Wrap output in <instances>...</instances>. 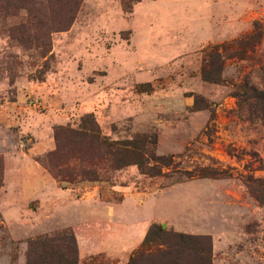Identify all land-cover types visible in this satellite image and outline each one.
<instances>
[{
  "label": "rangeland",
  "instance_id": "1",
  "mask_svg": "<svg viewBox=\"0 0 264 264\" xmlns=\"http://www.w3.org/2000/svg\"><path fill=\"white\" fill-rule=\"evenodd\" d=\"M253 33L202 78L213 45ZM243 82L264 89V0H0V264H199V236L211 264H264V102L239 104ZM83 118L155 135L172 165L62 187L48 153L91 154Z\"/></svg>",
  "mask_w": 264,
  "mask_h": 264
},
{
  "label": "trees",
  "instance_id": "2",
  "mask_svg": "<svg viewBox=\"0 0 264 264\" xmlns=\"http://www.w3.org/2000/svg\"><path fill=\"white\" fill-rule=\"evenodd\" d=\"M253 34L245 35L235 42L229 45H213L206 53L203 66L201 68V75L204 80L218 82L221 74V59L224 54L230 56H235L243 58L246 53V47L253 40ZM216 67L215 74H212V70ZM234 96L238 99V103L241 105L247 104L248 106H258V103L264 102V89H257L253 85L246 84L245 82L241 83L234 92ZM243 103V104H242ZM250 107H248V110ZM81 119L79 130H72L73 139H86L89 138L92 142L89 144V148L92 150L91 154H88L86 151L79 150V155L75 153L70 156L67 162H64L62 168L57 169V165H52V159L55 158L61 152V146L57 143L55 150L48 153V162L51 164V172L57 182L62 187H67L69 184H73L78 181H88V182H101L107 181L110 178L111 172H116L124 169L125 167L135 164L138 166L141 173L147 175H154L155 172H161V166H171L170 158L163 155L155 154V135H135L129 139H117L109 140L106 137L100 136V131L97 125L90 124ZM93 140L96 141V144H93ZM72 157H77L79 164L69 165V160ZM39 159V158H38ZM157 168H159L157 170ZM202 176H205L202 174ZM78 178V179H77ZM254 179V178H252ZM254 181H259V178L254 179ZM262 184V182L260 183ZM261 193V192H260ZM162 226L157 224H152L148 229L146 236L143 240L142 247H146L147 242L150 240V235L154 234L156 231H161ZM64 245H74L75 238L69 234H63ZM181 241L185 242L193 239L195 237L190 235H180ZM203 241L201 248L197 252V257L204 259L202 263L199 264H211V242L210 239L206 236L196 237ZM45 240H38L35 243L37 245L41 243H48ZM180 244V241L176 242ZM45 245H50L45 244ZM69 251V249H68ZM202 256H201V255ZM74 262L76 264L75 251L73 254ZM60 257V258H59ZM63 258H69L67 253L60 254L58 260ZM66 261V260H64ZM133 260L129 261L131 264ZM70 263V264H71Z\"/></svg>",
  "mask_w": 264,
  "mask_h": 264
}]
</instances>
